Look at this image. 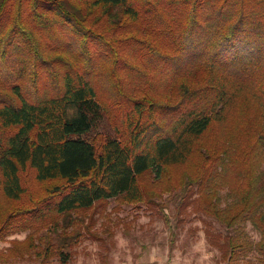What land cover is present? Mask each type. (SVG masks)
<instances>
[{"label": "trees", "instance_id": "trees-1", "mask_svg": "<svg viewBox=\"0 0 264 264\" xmlns=\"http://www.w3.org/2000/svg\"><path fill=\"white\" fill-rule=\"evenodd\" d=\"M0 196V264H71L113 200L264 264V0H0Z\"/></svg>", "mask_w": 264, "mask_h": 264}, {"label": "rangeland", "instance_id": "rangeland-1", "mask_svg": "<svg viewBox=\"0 0 264 264\" xmlns=\"http://www.w3.org/2000/svg\"><path fill=\"white\" fill-rule=\"evenodd\" d=\"M29 89L31 90V87ZM46 92L48 91L44 93ZM25 93L30 92L26 90ZM98 133L101 134L102 130ZM102 135L100 138L103 137ZM22 179L29 194L40 195L51 185V182H37L31 171H25ZM143 184L145 186L150 184V178L147 177ZM168 196L164 195L163 198L168 200ZM174 198V195L170 197L171 209L168 211L170 216L174 215L176 205L173 202ZM28 200L29 198L25 197L24 203ZM4 203L8 202L0 196V207ZM93 212V210L87 212V215L91 216L90 219L93 217ZM94 221L92 233L104 239V242L87 238L84 231V238L75 248L71 264H225L221 260L220 253L210 248L206 241L204 233L206 226L203 221L213 223L217 230H222L216 222L208 218L191 215L184 225L178 226L174 219L168 224L144 206L135 208L123 204L120 200H113L108 202L105 210H100L94 215ZM245 231L252 241L260 240V234L251 225L248 224ZM110 233L114 235H109ZM26 235L27 233H20L8 236L5 242L0 241V251L9 247L13 240L23 241ZM248 259L240 260L235 264H248V261H251V264H259L255 255L249 256ZM51 264H59V262L56 259Z\"/></svg>", "mask_w": 264, "mask_h": 264}]
</instances>
